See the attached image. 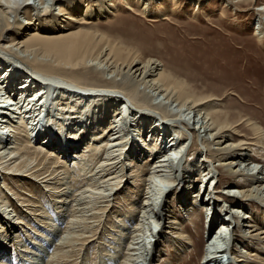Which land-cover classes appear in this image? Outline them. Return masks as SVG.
<instances>
[{"label":"bare ground","instance_id":"obj_1","mask_svg":"<svg viewBox=\"0 0 264 264\" xmlns=\"http://www.w3.org/2000/svg\"><path fill=\"white\" fill-rule=\"evenodd\" d=\"M254 1L172 0L169 10L168 0H0V132L6 134L4 140L0 138V181L5 185L3 189L0 184V264H10L12 257L24 264H41L43 259L42 264H88L93 242L107 257L122 253L119 264H177L176 258L182 260L194 245L186 218L196 227L201 212L206 211L208 218L209 209L214 214L209 218L202 263L221 264L227 251H222L218 242L225 246L230 242L228 264H264V127L254 117L221 108L223 97L218 92L201 90L193 78L187 80L160 58L127 45L133 38L124 43L120 34L133 36V26L107 28L113 19L128 24L126 18L118 17L122 10L150 22L172 19L165 12L189 14L190 10L193 13L187 16L209 20L208 13L218 5L242 10ZM257 9L262 27L254 34L262 42L264 4ZM41 88L62 95L56 107L43 104ZM26 89H38L34 97L42 121L68 139L86 132L82 125L88 120L83 113L87 108L82 109L84 101L105 105L92 128L96 134L85 150L66 146L62 150L58 140L39 127L40 112L28 101ZM131 111L138 119H131ZM167 123L175 127L174 133ZM145 133L152 134L153 143H147L146 153L132 156L133 141ZM160 142L167 146L160 147ZM187 143L197 146L188 154L192 160L198 158L197 169L187 185L189 159L185 161L181 183L188 189L180 198L175 190L171 198L168 193L178 176L179 155ZM70 157L67 166L65 159ZM132 176L134 182L123 190ZM221 176L230 180L223 181L222 189L218 184ZM25 179L30 180L27 190L16 193L18 187L25 186ZM197 185L193 194L189 189ZM119 195L117 204L113 203ZM4 206L8 217L1 211ZM50 207L58 210L55 218L49 219ZM232 207L234 210H229ZM115 208L118 210L111 212ZM109 213L118 216L115 223V215L110 219L114 228L103 224ZM9 217L17 218L13 223L17 228ZM44 223L48 227L44 228ZM57 224L62 228L60 239L51 240L48 249L46 244L39 251L30 247L37 238L50 240L48 236L59 231V227L53 230ZM105 233L117 241L111 246L97 241ZM119 237L125 238L124 245ZM24 239L28 241L22 250ZM170 249L174 250L173 259ZM40 253L44 257H38Z\"/></svg>","mask_w":264,"mask_h":264},{"label":"rangeland","instance_id":"obj_2","mask_svg":"<svg viewBox=\"0 0 264 264\" xmlns=\"http://www.w3.org/2000/svg\"><path fill=\"white\" fill-rule=\"evenodd\" d=\"M168 1H169L168 2V6H169L168 9L170 10L173 7L172 2H171L172 0H168ZM260 4L262 6L264 4V0H255L253 4L247 5L248 7L242 6V8H241L242 10L239 9L240 7L238 8L239 10H235V9L229 10L228 8H224L223 6L219 7V5H218L217 7L213 8V10H210V12L208 13V15L210 17L209 20L204 19L202 16L198 17L197 19L192 17V16H187V15H192L193 10H190L189 14L188 13L184 14V12H181L180 14L172 15L168 12H165L164 14L165 15L168 14V16L172 19L161 20L159 22H150L146 18H143L141 16H136L128 10L127 11L122 10V11H120L121 13L118 17L119 18H126L128 24L124 23V25H123V22L121 23L119 21H116L115 19H113L114 17L111 16L113 19V22L109 23L107 28H110L112 30L114 28L118 29V26H121V27L123 26V28H126L127 25H130L131 27L133 26L132 28H133V33L135 36L134 35L131 36V33L120 34V37H122V40L124 43L126 42V40H131L133 38L131 40L133 43L131 42V44H127V45H131L132 47H136V48H141L142 50L141 49L140 50L142 53H144L146 55L150 54V56H153L155 58H160L165 64H167L169 66V68L173 69V72L174 71H175V73L178 72L177 73L178 75L182 74V75H180L181 77L184 76L183 78H186L187 80L193 78V80H191V81L194 84H196V86H198V87H200V85H201V87H200L201 90H204V91L212 90L215 93L218 92L217 95H219V97H223V100H221V106H222L221 108L231 109V110H234L236 112H240L242 115L254 117L255 120L259 121L262 124V126L264 127V40L262 42H260L257 39V35L254 34L255 30L257 28H259V26L261 25V22H262L260 14L258 13V9H257L258 5H260ZM235 13H237V14H235ZM21 19H23V17ZM263 24H264V22H263ZM260 27H262V26H260ZM117 29H115V30H117ZM139 35H142V37H140ZM260 37L262 38V35ZM126 38H129V39H126ZM137 40H139V41H137ZM80 69H82V68H80ZM83 70H85V69L83 68ZM19 82H20L19 80H16V83H19ZM96 83L99 84L100 82H91V84L97 85ZM8 86L10 87L9 84H8ZM10 89H11V87H10ZM41 89H43V88H41ZM20 90H23V89H20ZM37 90L38 89H34V91L31 92L30 89H28V90L26 89V94L29 95L28 101L30 102L31 105H34V107H33L34 110L35 109L39 110V105L37 104V100L34 97V94ZM18 92H19V89L17 90V93ZM42 95H43V104L45 103V105L52 106V107L57 106V104H58L57 98L62 96L56 92L47 91L46 89H43ZM125 104H127V103H125ZM101 106H105V105H99L97 107V105L94 103L84 101V105H83L82 109L87 108L83 113L86 115L88 120L86 122H84L82 125L85 127L86 132L84 134H81L80 138L77 137L74 140L72 138L68 139L67 137L58 136L57 132L52 130V128L50 126H48L45 121L44 122L42 121L43 113L40 110H39L40 117H39V121L37 123H38L39 127L42 128V130L48 131L49 135L52 136V139L58 140V144H60V148L62 150H65L64 148H66V147L67 148L73 147L72 149L76 148V149H80V150H85L86 143L88 141H92V138H91L92 135L96 134L95 132H92V128H95V126L97 125V122L100 120ZM132 107H131V109L134 108V107L133 108ZM105 111H108V108H106ZM132 111L129 113L131 116V119L132 118L134 120L138 119V117H136L135 115L132 114ZM66 113L68 114L70 112H66ZM112 120L113 119L111 118L110 121H112ZM134 124L136 125L135 122H134ZM30 126H32V125H30ZM166 127L169 130L173 131V133L175 132L174 131L175 127L172 126V124L167 123ZM135 130H139V129L135 128ZM142 130L144 131V129H142ZM242 130L245 131L244 128H242ZM134 133L137 135V131H134ZM7 134H11V132H7ZM136 135H135V137L138 136V135L137 136ZM173 135H176V133ZM4 136H6V134ZM4 136L0 132V138H2L4 140ZM151 136H152L151 133H148V134L145 133V137L135 138V140L133 141L134 143H132L133 144L132 149L130 150L131 155L134 156L137 153L142 152V151H144L146 153L148 150L147 143H153V141H151ZM193 137H194V135H193ZM172 138L173 137L167 138L166 143L170 144L172 142L171 141ZM141 139H143V140L141 141ZM144 139H147V142H144ZM194 144L187 143L186 146L183 147V149L181 150L180 155H179L180 159L178 158L180 160V163H179L180 168H179V172L177 174L178 176L176 178V182H175L174 187H173L174 189L173 190L171 189V192H169V193L167 192L168 194H170V193L172 194V192H174L176 190L177 192H179V193H177V195L180 198L181 192H183V190L188 189L187 187L184 186V183H181L182 182L181 179L183 176L182 175L183 171L181 170V167H184L185 161L187 159H189V161L187 160L188 163L186 165V169H187V171H189V177L187 178V181H188L187 185H188V184H190L192 176L195 175V173H193V172H195L194 169H197L196 159H198V158H194L195 160H192L193 158H190L188 156V154L193 153V151L197 147L196 144L195 145ZM162 145L163 144L160 142V147H162ZM191 145H193V146H191ZM36 147H38V145ZM82 148H84V149H82ZM44 149L52 152L51 149H48V148L47 149L44 148ZM43 153H45V152H43ZM160 155H162V153ZM179 160L176 162V166H177ZM65 161H67L66 162L67 166H70L71 165L70 162L72 161V157L66 158ZM140 163H143V161L142 162L140 161ZM189 163H191L192 166H190ZM262 165H263V162L261 163V166ZM261 166H259V167H261ZM252 169H253V166H252ZM253 172L255 173V171H253ZM22 178H24V176L20 177V179H22ZM221 178L222 179H220V180H222V183L219 181L218 184H220L219 187L222 189L223 188L222 184L224 182H227L228 179H225L222 176H221ZM133 179H134L133 176L129 177L130 182L127 181L129 184L126 183L123 190L127 189V186L128 185L130 186V184H132L134 182ZM124 180H126V176L124 177ZM228 181H230V180H228ZM3 182L4 181L1 179L0 184H1V187L4 189L5 185ZM28 183H30V180L25 179V186L24 187H18V190H16V193L20 190H23V192L25 193V191L27 190L26 187H27ZM214 185H215V182L214 183L212 182L211 186L214 187ZM9 186H12V184H10ZM201 186H202V183L199 185V188ZM209 186H210V184H209ZM2 188H1V191H2ZM197 188H198V185L196 187L194 186L193 188H191L189 190L192 191V193L194 194L196 192ZM120 193H122V192H120ZM231 193H236V192H231ZM19 194H22V193H19ZM186 196H187V194L185 195V197ZM9 197L14 202L18 201L17 197L12 195V194H11V196L9 194ZM116 197L117 198H115V199L117 201L115 200V202H113L115 204H117L116 202H118V199H119L118 197H121V195L116 196ZM170 197L173 198L174 196L171 195ZM189 197L194 198V196H191V195H189ZM122 201H123V199H122ZM19 202L22 203V200H20ZM10 205H11V203H10ZM221 205H223V203H221ZM226 205H228V204L226 203L225 206ZM160 207H162V205L159 206V208ZM5 208H6L5 206L3 207V209L1 208V211L3 210V213L5 212L4 215L6 217H8L9 215H7L8 213L6 212V210L8 208L7 209H5ZM9 208L13 209V207H11V206ZM225 208L226 207H223V210ZM23 209L27 210L26 207ZM50 209L51 210L49 211V213L51 214V216L49 217V219L52 217L55 218L56 214H58V213H56V212H58V210L56 208L54 209V207L53 208L50 207ZM63 209H64V207H63ZM249 209H248V211H249ZM117 210L118 209L115 208L111 212L117 211ZM229 210L233 211L234 209L232 207ZM52 212L53 213L55 212L56 214L55 213L53 214ZM217 212H219V211H217ZM205 213H206V211L204 213L201 212V214L199 216V223H197L198 226L196 225V227L192 226L190 220L186 218V225L185 226H186V229L192 235L194 245H192V247H190V250L184 254V256L182 257V260H180L181 256L176 258V260L177 259L180 260V261L178 260L179 262L176 261L177 264H181V263L182 264H203L202 263V256H203V253L205 251L206 240L208 239V231H209L208 230L209 227H207V225L209 223H211V219L209 220V218H210L211 214H214V212L211 209H209L208 210V215H209L208 218H206ZM222 214L225 216H229L226 213H222ZM114 215H115L114 221L113 220L112 221H113V223H115L118 216L115 213H109V217L106 219L105 223H103V224L105 226L107 224L111 225V224H109V223H112V222H110V219H112V216H114ZM122 216H124L123 213H121V217L120 216L119 217L122 218ZM240 216H241V213H240ZM134 217H135V215H134ZM185 217H187V216H185ZM32 218L34 221L36 220V218H34L33 215H32ZM37 218L40 219V217H38V216H37ZM8 219H9V222L11 225L13 223H15V221L17 222V220H15V219H17L16 217L14 219L12 217L11 218L9 217ZM46 220L47 219H45V221ZM132 220L133 219H131V221ZM47 223H49V221H47ZM13 225H15L16 228L18 227L17 226L18 224L17 225L13 224ZM42 225L45 226L47 224L44 223ZM59 225H60V223H59ZM59 225L57 224V228H53V230H58V227H59V231L56 234L52 233L51 235L48 236V238L50 240H46L43 237L41 239L37 238V240H38V241L36 240L37 243L35 242L33 245L30 244V247L33 246L32 249L39 251L42 248H46V245H47L46 249H48L50 246L49 243L53 244L50 241L51 240L55 241L60 235H62V232L60 233V229H62V228ZM64 225L65 224H63V226ZM128 225L130 226V223ZM32 226H34V225H32ZM111 226L113 227L114 225H111ZM20 227H21V225H20ZM46 227H48V226H45L44 228H46ZM158 227L159 228L156 230V227L154 226L153 232L155 230L158 231L159 229H161V224ZM233 227H234V225L230 228L231 231H232ZM23 228L26 229V227H23ZM198 229H199V231H198ZM116 230H118V227ZM214 230H215V228H214ZM123 232H126V231L124 230ZM157 233H155V234H157ZM237 234L240 235V230L237 231ZM102 238H103V240H102ZM102 238L99 239V237H98L97 241L98 240L99 241H107L110 244V246H111L112 242L117 241L115 237L113 239L114 241H112L111 239L113 237H111V235H108V233H105L104 237H102ZM59 239H60V237H59ZM120 239L123 240V245H124L125 238H120ZM156 240L157 239L154 238V240L152 242V247L156 243ZM27 241L28 240H26V239H24L22 241L23 246L20 247L21 249L25 246L24 244H26ZM232 241L235 244L238 242V241H234L233 239H232ZM94 243L95 242H93L91 244V248L89 250V263L88 264H107V262H108V264H117V263L119 264V262L122 259V257H121L122 253L120 254V252H117L118 256L115 255L114 258L107 257L105 252L99 253L101 250L98 249V247L96 250ZM41 245H44L45 247L43 246L40 248ZM229 245H230V242H228V245H226L224 248H222V251L226 250L227 252L225 255L221 256L222 257L221 264H225V263L228 264L229 263L228 259L231 257L229 254H227L229 251L227 249L229 247ZM8 246H9V244L6 246V249ZM122 246L120 247L121 248L120 250H122V248H124ZM231 246H232V243H231ZM231 246L229 247V249L231 248ZM159 247L161 248L162 244ZM234 247H235V245H234ZM20 248H19V251L21 252ZM23 249H26V247ZM157 249H159V248H157ZM170 250L168 251L169 257L173 259L174 258V250L173 249L171 251ZM255 252L259 253L258 251H255ZM119 255H121V256L119 257ZM262 256L263 255H260V257H262ZM29 257L32 259L31 255ZM34 257L37 258V256H33V258ZM38 257H44V256H42L40 253V255ZM13 258L14 257H12V259L10 258L11 259L10 264H24L22 261H19L18 258H16V257L14 259ZM164 258H166V257H164ZM225 258H226V260H225ZM44 261H45V259L40 261V263L42 264V263H44ZM31 262L32 261L29 260V263H31Z\"/></svg>","mask_w":264,"mask_h":264}]
</instances>
